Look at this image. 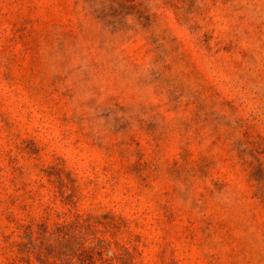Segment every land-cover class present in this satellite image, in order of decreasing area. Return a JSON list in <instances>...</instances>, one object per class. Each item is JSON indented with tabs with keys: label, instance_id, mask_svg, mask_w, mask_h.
I'll return each mask as SVG.
<instances>
[{
	"label": "rangeland",
	"instance_id": "374dc122",
	"mask_svg": "<svg viewBox=\"0 0 264 264\" xmlns=\"http://www.w3.org/2000/svg\"><path fill=\"white\" fill-rule=\"evenodd\" d=\"M83 241L264 264V0H0V264Z\"/></svg>",
	"mask_w": 264,
	"mask_h": 264
},
{
	"label": "trees",
	"instance_id": "16d2710c",
	"mask_svg": "<svg viewBox=\"0 0 264 264\" xmlns=\"http://www.w3.org/2000/svg\"><path fill=\"white\" fill-rule=\"evenodd\" d=\"M80 220L81 217H78L72 226L62 227V229L59 228L58 232L62 233L63 231H69L70 229L83 228L89 222L88 219L83 220V222H80ZM30 230L31 226L26 228L27 232H30ZM71 238L74 240V237L71 236ZM66 241L69 242V240ZM98 246L99 245L94 244L93 241H90L89 245L87 241L79 242L78 247H73L70 252H62L61 250L58 251V253L55 252L53 257L56 261L54 264H113L114 260H119L118 257L112 259L105 258L103 249ZM17 247L21 261L26 264H34L31 262L30 257L37 255L38 251L43 249L42 247L38 248L35 244L34 247H32L30 243L23 242L17 244ZM125 255L126 254H123L121 258H124Z\"/></svg>",
	"mask_w": 264,
	"mask_h": 264
}]
</instances>
